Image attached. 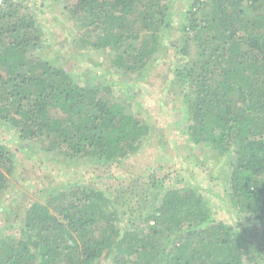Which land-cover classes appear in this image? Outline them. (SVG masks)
<instances>
[{
    "label": "trees",
    "instance_id": "1",
    "mask_svg": "<svg viewBox=\"0 0 264 264\" xmlns=\"http://www.w3.org/2000/svg\"><path fill=\"white\" fill-rule=\"evenodd\" d=\"M68 5L63 15L80 29L78 50L109 54L108 73L119 80L147 76L172 51V104L183 119L170 126L195 153L176 160L174 170L161 165L162 172L146 174L144 191L73 183L14 210L0 228V264H264V0ZM42 8L0 0V127L87 169L118 165L153 139L160 143L162 130L127 92L59 64ZM182 159L199 172L178 175ZM208 159L220 168L214 188L198 182ZM15 168L0 141V210ZM249 234L255 246L244 254Z\"/></svg>",
    "mask_w": 264,
    "mask_h": 264
},
{
    "label": "rangeland",
    "instance_id": "2",
    "mask_svg": "<svg viewBox=\"0 0 264 264\" xmlns=\"http://www.w3.org/2000/svg\"><path fill=\"white\" fill-rule=\"evenodd\" d=\"M20 1L43 7L42 19L45 21V34L50 43L52 54L55 55L57 61L61 58L59 64H63L66 70L76 76L86 72L89 75L95 74L96 79L102 82L111 80L114 83L113 91L127 92L129 99L146 117V121L162 130L164 140L161 139L159 143L160 139H153L150 145L122 160L118 165L95 166L87 169L82 162L69 163L64 159L44 153L39 144L21 142L13 132L4 131L0 127V141L4 142L14 154L16 166L15 173L10 178V188L2 198L0 228L9 225V220H13L14 210H22L31 202L42 201L45 196L55 194L60 188L68 187L67 189H69L73 183H82L85 187L110 190L114 193L120 188L144 191L147 182L146 174H151L154 171L162 172L161 165L171 166L174 170L176 160L179 161L180 157L195 153L192 146L179 136L177 127L171 128L170 126L172 120L175 121L180 117L183 119L181 109H173L172 104L174 100L169 85L172 76L170 66L173 62L171 50L168 52L165 50L162 53V58L153 65L147 76L134 82H131L129 78L119 80L116 75L108 73L109 54L78 50L79 44L76 37L80 29L70 25L63 15L64 10L66 11V8L69 7L70 0ZM183 2L185 0H176L178 5H183ZM204 159L207 158L204 157ZM194 163L195 161L182 159L181 164L186 169L180 171L178 175L187 176L198 173L199 168ZM202 170V179H204L200 178L198 182H201L203 187L212 188L213 183L219 181V166L208 159ZM205 198L216 216L219 219L227 220L228 216L225 215L220 203L217 202V198L210 193H206ZM228 223L235 226L236 229H242V225H237L240 222L235 221L232 217L228 218ZM259 237L264 240V235H259ZM251 245L255 246L254 239L249 234L244 243V254H246L245 248L248 246L251 248ZM256 249L259 250L260 247L257 246Z\"/></svg>",
    "mask_w": 264,
    "mask_h": 264
}]
</instances>
